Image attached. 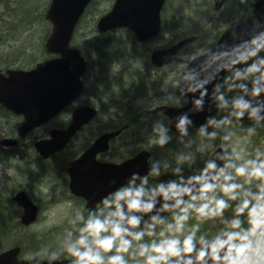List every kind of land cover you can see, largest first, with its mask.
I'll list each match as a JSON object with an SVG mask.
<instances>
[{"label": "clouds", "instance_id": "obj_1", "mask_svg": "<svg viewBox=\"0 0 264 264\" xmlns=\"http://www.w3.org/2000/svg\"><path fill=\"white\" fill-rule=\"evenodd\" d=\"M226 35L199 55L178 51L165 57V65L175 61L183 70L164 103L193 97L192 107L173 117L176 139L188 151L174 157L175 167L153 160L144 174L132 172L87 217L77 210L72 223L78 227L61 239L70 264H264V149L234 144L232 130L240 124L250 142L264 127V13L253 12ZM209 101L223 114L205 116L192 151V115L204 112ZM172 131L155 122L149 143L164 148ZM217 139L224 142L220 150ZM197 154L206 157L203 166L185 175L184 166L195 164ZM169 169L174 178L165 180ZM209 221L221 225L211 234L202 231Z\"/></svg>", "mask_w": 264, "mask_h": 264}, {"label": "flooded vegetation", "instance_id": "obj_2", "mask_svg": "<svg viewBox=\"0 0 264 264\" xmlns=\"http://www.w3.org/2000/svg\"><path fill=\"white\" fill-rule=\"evenodd\" d=\"M7 44V32H3L0 36V51L7 48ZM31 57L24 54H0V74L8 78L9 71L31 72L40 64V56L29 62L27 58ZM149 69L140 70L121 81L110 76L97 83L99 88L104 84L107 88L89 94L86 74L82 94L25 136H21L20 132L25 116L0 104V166L11 170L18 165L21 172H27L22 177L18 174L9 176L11 194L0 198V255L19 248L20 261L40 258L42 261L69 264L70 258L61 249V239L66 231H75L78 227L72 223L77 210H83L87 217L88 211L96 210L103 197L126 182L132 172L140 171V164H126L131 163L142 152L147 153L150 166L153 160H164L186 149L184 144L177 141L178 133L175 130L171 133L172 142L164 148L149 143L155 122L159 121L173 129V119L168 109L180 110L189 104L187 96L179 95L175 102L165 104L163 101L174 89L182 67L175 62L168 67L151 66ZM111 73L106 71V74ZM151 79L154 81H149ZM28 84L30 90L31 82ZM109 91L113 93L110 95ZM39 99L37 96V107L40 105ZM150 102L152 110L147 111L146 106ZM35 105L34 98L28 101L29 109H34ZM80 110L85 112L78 113ZM77 116L89 119L80 125L65 145H58L55 147L57 149L47 154L35 149L36 142L52 139L53 133L64 134L68 131ZM196 129H189V138L193 141L198 137ZM5 140L10 141L8 146L1 145ZM11 141L18 143L11 144ZM204 159L205 156L197 154L195 164L190 168L184 166V174L189 175L202 167ZM162 178H174L171 169ZM113 179L116 180L115 184L110 183ZM34 180L45 186L29 188ZM20 193H25L40 212L36 221L29 225L23 223L24 209L16 199ZM55 208L59 212L52 216L51 211ZM231 215L225 214L226 217ZM51 218H56V223L53 226L46 225ZM220 226L219 223L207 233L211 234ZM34 228H40V231L33 232ZM30 230L34 238L40 234V242H35L34 247L28 248L27 237ZM202 231L206 232L204 225ZM42 249H47L48 254H44ZM29 250L35 255H29Z\"/></svg>", "mask_w": 264, "mask_h": 264}, {"label": "water", "instance_id": "obj_3", "mask_svg": "<svg viewBox=\"0 0 264 264\" xmlns=\"http://www.w3.org/2000/svg\"><path fill=\"white\" fill-rule=\"evenodd\" d=\"M92 1L52 0L46 14L47 19L52 24V33L46 42V49L49 54L59 57L40 63L35 70L29 73L10 71L9 78H5L0 74V103H3L5 107L14 113L22 114L26 117V122L20 129L22 136H25L34 127L51 119L66 104L74 101L81 94L83 88L81 78L86 70V60L79 50L71 46V43L75 28ZM166 1L115 0L111 11L100 18L97 28L100 32H108L116 28L130 29L139 41H148L160 33L162 24L161 11ZM226 1L229 0H215L216 9L221 10ZM253 12L257 15L264 13V0H258L254 4ZM229 30L224 32L217 42L226 39V34ZM194 40L195 37L187 38L168 49L155 51L152 54V62L157 66L169 63L165 57H173ZM223 55H227V53ZM224 75V73H221V77ZM29 82H31L30 90H28L30 88ZM211 91L212 88L209 86V93ZM37 96L40 98L39 107H37ZM188 96L190 98L189 105L185 109L169 111L172 118L179 115L180 112H187L192 107L191 100L193 97L191 94ZM33 98L36 104L35 108L29 109L28 101ZM210 106L211 102L209 101L205 105L204 112L192 115L196 127L204 123L205 116L214 115L217 112L214 106H211V111H209ZM81 112H85V110L78 111V113ZM75 119L73 126L66 133H54L53 140L36 143L37 151L47 154L57 149L55 148V143L65 145L80 125L84 124L89 118L77 116ZM245 123L249 124L248 121H245ZM5 143L9 144V141L2 142V144ZM14 143L16 144L17 142ZM135 162L136 166L140 164L141 170L139 172L141 174L148 171L147 153H141L135 159ZM132 164H134V161L126 164V166ZM16 199L24 208L23 223L31 224L37 217V207L25 193L18 194ZM19 252L20 249L15 248L2 254L0 256V264H63L61 261H42L40 259L19 261Z\"/></svg>", "mask_w": 264, "mask_h": 264}, {"label": "rangeland", "instance_id": "obj_4", "mask_svg": "<svg viewBox=\"0 0 264 264\" xmlns=\"http://www.w3.org/2000/svg\"><path fill=\"white\" fill-rule=\"evenodd\" d=\"M50 2L51 0H0V36L3 32H7L8 37L7 48L4 47L6 50L2 49L0 54L6 56L20 54L29 57L32 56L31 58H27L29 62L39 56L40 62L48 59L45 44L51 34L52 27L45 16ZM112 4L113 0L97 1L92 8H90L88 15L81 23L74 39L73 45L80 48V50L89 58H87L89 64L93 66V69H90V71H88L89 73H87L86 82L88 84V94L93 93L96 90L101 92L107 88V85L105 84L103 87L99 88L97 83H100L103 80L105 81V79L110 76L116 77L117 80L121 81L124 80L125 77H128L133 73L136 74L140 70H150V59L148 58L147 60L146 57L153 48L167 47L186 36L195 34L199 36V39L189 45L183 52L196 51L198 54L210 47L217 35L225 27L223 23L220 22L218 24L216 22L227 9L215 14L213 0H169L165 13V31L161 38L157 39L154 43L140 46L133 36L124 31L110 33L108 36L104 37V39L99 41L96 39L99 36H97L96 33L95 22L100 17V14L110 10ZM237 14L238 11L235 8H232L224 20H229ZM241 16H239L236 21L242 19ZM206 19H208L209 22H205ZM211 22L212 25L209 26ZM103 40H113V43L104 50V52H107L106 57L101 60L97 57L98 55H96L95 49L103 50V48H100V42ZM92 51H94V53ZM134 54H137V56ZM140 56L146 57L143 59V57ZM98 65L106 69H112L111 72L113 74L104 73L106 70H104L102 74L101 72H97ZM100 69L102 68H99V70ZM94 71L98 74L95 75ZM149 81L154 80L151 79ZM109 92L110 95L113 93V91ZM222 114L223 113H218L217 116ZM232 130L236 133V136L233 139L234 144L239 143L242 147L247 146L248 150L252 152H254L256 148L264 149V127H259L257 129V134L251 138L250 142L243 139L246 133L240 124H234ZM221 135H223V133ZM194 139L195 143L193 144L192 151H195L196 146L199 144V137ZM215 145L216 147L223 148L224 142L217 139ZM184 151H188V149H185ZM176 155L177 154L170 155V157L166 159L172 162L173 166H175L174 157ZM19 169L20 167L18 165L14 166L11 170H8L5 166H0V198L9 197L11 194L10 190L12 185L8 180L9 176L18 174L22 177L24 174L27 175V172L23 173ZM34 181L35 182L32 183L29 188H42L45 186H41V183L36 180ZM228 211L225 214H227ZM58 212L59 209L55 208L51 211V215L56 216ZM230 214H232L231 210ZM56 221V218L48 219L46 225L53 226ZM216 225H219L217 221H209L204 224V229L208 232ZM35 230L40 231V228H34L33 232ZM30 232L32 231L30 230L28 232L29 234L27 237L28 248L34 247L33 243L40 242V234H38L39 237L35 236L34 238L31 236ZM31 250L28 251L30 252L29 255H35Z\"/></svg>", "mask_w": 264, "mask_h": 264}, {"label": "trees", "instance_id": "obj_5", "mask_svg": "<svg viewBox=\"0 0 264 264\" xmlns=\"http://www.w3.org/2000/svg\"><path fill=\"white\" fill-rule=\"evenodd\" d=\"M8 1H10V0H8ZM253 3H254V0H248L245 3H240L237 1L232 2L231 5L227 8V13H225L224 16L226 17L228 15V13L232 10V8H235L239 13H245L246 14L251 10ZM237 15L235 17L229 19V20L228 19L224 20L225 18L223 16H220V18H218L217 22H223L227 26V24L231 23L232 21H234L236 19ZM42 16H43V14H42ZM205 22H209V20L206 19ZM211 24H212V22H211ZM209 26H211V25H209ZM203 38H205V37H203ZM100 48H103V47H100ZM92 52L94 53V51H92ZM95 52H96V55H98L97 57L101 60H103L104 57H106V53L104 52V49L103 50L102 49H100V50L95 49ZM98 66H100V65H98ZM99 68H102V69L99 70ZM104 69L105 68H103L101 66L97 68V70L101 71V72H103ZM111 70L112 69H110V71Z\"/></svg>", "mask_w": 264, "mask_h": 264}]
</instances>
